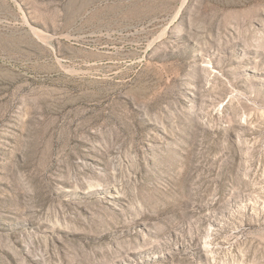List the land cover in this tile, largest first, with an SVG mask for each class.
I'll list each match as a JSON object with an SVG mask.
<instances>
[{
    "label": "rangeland",
    "instance_id": "1",
    "mask_svg": "<svg viewBox=\"0 0 264 264\" xmlns=\"http://www.w3.org/2000/svg\"><path fill=\"white\" fill-rule=\"evenodd\" d=\"M0 264H264V0H0Z\"/></svg>",
    "mask_w": 264,
    "mask_h": 264
}]
</instances>
